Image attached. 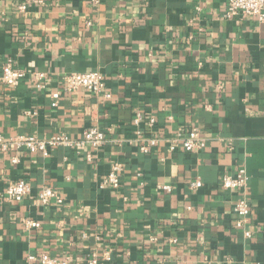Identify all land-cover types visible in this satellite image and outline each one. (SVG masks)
I'll use <instances>...</instances> for the list:
<instances>
[{"label": "crops", "instance_id": "crops-1", "mask_svg": "<svg viewBox=\"0 0 264 264\" xmlns=\"http://www.w3.org/2000/svg\"><path fill=\"white\" fill-rule=\"evenodd\" d=\"M227 4L0 0V132L81 138L99 126L107 137L99 149L21 151L18 163L13 148L0 151V264H40L27 258L42 253L88 264L106 251L104 264H264V22L226 18ZM9 59L45 72L47 88L30 78L5 84ZM92 70L105 77L101 93L64 90L65 74ZM138 111L156 119L140 135ZM179 127H198L205 148L171 151L166 140ZM151 134L161 141L142 153L138 138ZM115 161L124 165L121 185L102 189ZM243 167L251 238L235 226L238 193L219 186ZM20 178L31 192L7 200L8 183ZM196 180L202 186L192 188ZM45 186L63 202L43 204Z\"/></svg>", "mask_w": 264, "mask_h": 264}, {"label": "built area", "instance_id": "built-area-1", "mask_svg": "<svg viewBox=\"0 0 264 264\" xmlns=\"http://www.w3.org/2000/svg\"><path fill=\"white\" fill-rule=\"evenodd\" d=\"M21 10L27 8L26 5L19 7ZM256 16L260 22H264V0H228L227 9L225 12L226 18H233L235 16ZM30 78L36 87L40 90L47 88L48 77L45 72L33 71L28 72L21 68H15L12 60H7L2 67V81L10 86H17L20 82ZM64 90L66 92H73L80 89H85L95 94H99L105 87V77L99 71L92 70L86 72H70L63 76ZM60 91H56L52 94L54 98L53 105L58 104L60 98ZM156 119L154 117L145 120V117L141 111H138L134 118V124L137 127V134H142L143 130L147 126L151 129L154 128ZM143 127V128H142ZM140 141L139 150L142 153H149L156 146L159 145L161 139L153 134L145 137H139ZM169 144L171 151L179 148L191 152L194 150H200L205 148L206 139L202 136L198 127H190L186 129L179 127L176 134L166 140ZM107 142L106 133L99 126H91L87 128L81 138H72L67 134H58L48 139H42L36 136L19 135L5 138L2 132H0V151H7L10 147L15 150V155L12 157L13 163H18L19 153L21 151H28L32 153H41L43 156H48L50 149L56 146H66L70 148H81L84 146H91L94 149H99ZM88 159H92L91 155H88ZM124 171V165L121 162L115 161L111 165L110 172L106 175L101 183L102 189L107 186L119 188L121 185V175ZM192 188H199L202 186L200 180L191 182ZM219 186L225 190H232L238 193L237 200L234 204L233 211L236 214L235 226L237 229L243 231L246 238L253 236V230L249 225V219L251 214V202L249 198V175L246 168H240L234 173L225 172L220 179ZM166 189H171V186H164ZM31 185L25 179H17L8 183L4 197L7 200L22 202L25 197L31 192ZM40 201L48 205L53 202L62 203L63 198L50 186H45L39 193ZM27 226L38 227L39 222L33 220L25 221ZM175 240V239H174ZM30 261H37L40 264H68V259L60 260L57 257H53L48 253H42L40 255L30 254L27 258ZM112 254L109 251L104 252L100 257L96 254H92L88 257V264H104V262L111 261Z\"/></svg>", "mask_w": 264, "mask_h": 264}]
</instances>
